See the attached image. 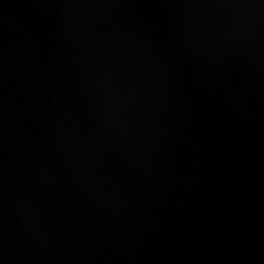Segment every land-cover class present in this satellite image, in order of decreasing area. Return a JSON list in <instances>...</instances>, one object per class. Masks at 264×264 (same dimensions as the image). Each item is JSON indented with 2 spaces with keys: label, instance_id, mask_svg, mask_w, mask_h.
Masks as SVG:
<instances>
[{
  "label": "water",
  "instance_id": "water-1",
  "mask_svg": "<svg viewBox=\"0 0 264 264\" xmlns=\"http://www.w3.org/2000/svg\"><path fill=\"white\" fill-rule=\"evenodd\" d=\"M0 264H264V0H0Z\"/></svg>",
  "mask_w": 264,
  "mask_h": 264
}]
</instances>
